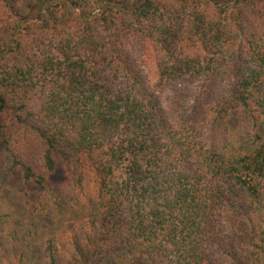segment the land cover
Wrapping results in <instances>:
<instances>
[{"label": "trees", "instance_id": "obj_1", "mask_svg": "<svg viewBox=\"0 0 264 264\" xmlns=\"http://www.w3.org/2000/svg\"><path fill=\"white\" fill-rule=\"evenodd\" d=\"M263 123L264 0H0L5 171L86 212L44 264H264Z\"/></svg>", "mask_w": 264, "mask_h": 264}, {"label": "rangeland", "instance_id": "obj_2", "mask_svg": "<svg viewBox=\"0 0 264 264\" xmlns=\"http://www.w3.org/2000/svg\"><path fill=\"white\" fill-rule=\"evenodd\" d=\"M220 3H232L234 0H217ZM264 137V123L262 129ZM253 149L251 137L239 124L236 112L228 120L227 157L240 156ZM63 181L61 173L50 179V185L41 190L29 182H24L18 172H7L0 157V227L2 234L11 233L13 227L29 231L23 244L31 245L28 250V264H44L41 249L46 238L58 233L60 224L66 221L77 222L86 215L82 205L58 206L52 204L56 186ZM260 181V179H258ZM257 181V182H258ZM260 206L264 210V178ZM24 234V235H25ZM22 235V234H20ZM22 242V239H21ZM18 263L16 260H13Z\"/></svg>", "mask_w": 264, "mask_h": 264}]
</instances>
